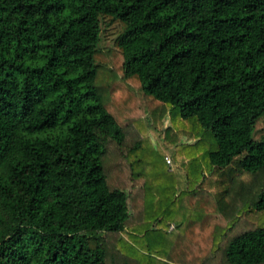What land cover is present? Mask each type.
Returning a JSON list of instances; mask_svg holds the SVG:
<instances>
[{
	"label": "trees",
	"instance_id": "1",
	"mask_svg": "<svg viewBox=\"0 0 264 264\" xmlns=\"http://www.w3.org/2000/svg\"><path fill=\"white\" fill-rule=\"evenodd\" d=\"M263 116L264 0H0V264H264Z\"/></svg>",
	"mask_w": 264,
	"mask_h": 264
},
{
	"label": "rangeland",
	"instance_id": "2",
	"mask_svg": "<svg viewBox=\"0 0 264 264\" xmlns=\"http://www.w3.org/2000/svg\"><path fill=\"white\" fill-rule=\"evenodd\" d=\"M115 38H116V35H112V34H108L106 32H103L102 34V41L99 45V48L100 50L105 54V56H108L109 52L113 51L114 47H115ZM115 50V49H114ZM147 120H149L151 122V118L149 116L146 117ZM170 119L169 117L166 118V121H165V126L168 127L170 126ZM264 136V116L262 118H260V120L258 121L257 123V126H256V132H255V138L256 139H259L260 137ZM189 142L187 141V139H183V141L185 142ZM190 143V142H189ZM192 143V142H191ZM150 152L147 153V155L149 154ZM175 152H171L170 150H167L166 148H163V150H160L159 151V154H156L155 158H152L150 157L149 159V166H152L153 168H151L149 171H152L154 169L155 172H163V173H167V172H170L173 168V171L175 170V164L177 163V161H174L175 160H178L177 159V155L174 154ZM152 154L150 153V156ZM163 157H166L165 159H173L171 161H174L173 163H171V165H168L169 167H171L169 169V167L166 165V162L163 160ZM170 170V171H169ZM243 179V177H242ZM241 179V181H242ZM250 196V195H249ZM252 198V197H250ZM248 200H249V197H248ZM169 224H171L169 222ZM164 227V226H163ZM160 251L164 250V249H167L165 244H163L162 246H158ZM116 252H118L116 250ZM156 253V252H155ZM159 253V252H158ZM156 253V254H153V258L155 259H151V261L153 262V264H161V260L163 259H168L169 257V254L168 253ZM174 256V255H172ZM212 255H210V257H212ZM208 256V258H210ZM171 258V257H170ZM173 259V258H171ZM174 260V259H173ZM221 260V258L219 259ZM223 261V260H222ZM182 262H180L181 264Z\"/></svg>",
	"mask_w": 264,
	"mask_h": 264
},
{
	"label": "built area",
	"instance_id": "3",
	"mask_svg": "<svg viewBox=\"0 0 264 264\" xmlns=\"http://www.w3.org/2000/svg\"><path fill=\"white\" fill-rule=\"evenodd\" d=\"M168 162H170L168 159H167Z\"/></svg>",
	"mask_w": 264,
	"mask_h": 264
}]
</instances>
